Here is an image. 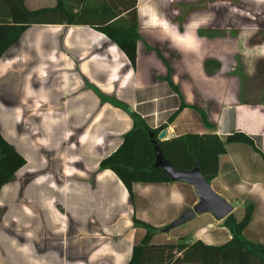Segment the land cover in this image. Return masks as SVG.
Returning <instances> with one entry per match:
<instances>
[{"label": "crops", "instance_id": "crops-1", "mask_svg": "<svg viewBox=\"0 0 264 264\" xmlns=\"http://www.w3.org/2000/svg\"><path fill=\"white\" fill-rule=\"evenodd\" d=\"M134 7V66L89 25L31 24L1 54L0 134L24 164L0 187V264H125L144 233L133 217L158 228L152 243L230 238L207 211L162 229L197 202L189 183L133 182L130 197L98 167L131 126L109 98L162 127V139L248 135L259 152L226 142L208 182L236 219L251 204L241 234L264 244V0H134ZM191 21H206L196 41Z\"/></svg>", "mask_w": 264, "mask_h": 264}, {"label": "trees", "instance_id": "trees-1", "mask_svg": "<svg viewBox=\"0 0 264 264\" xmlns=\"http://www.w3.org/2000/svg\"><path fill=\"white\" fill-rule=\"evenodd\" d=\"M55 23L92 26L114 42L134 66L135 42L139 38L134 0H55L52 6L35 8H27L24 0H0V56L28 25ZM109 99L130 115L131 126L116 148L98 161V167L112 171L130 197L133 182L171 181L162 167L153 164L154 146L175 169L189 170L196 164L207 181L217 174L218 156L225 151L226 142H244L258 151L252 139L239 131H232L223 138L213 131H189L159 139L157 132L162 127L150 128L127 105ZM197 110L203 126L212 128L205 113ZM23 164V156L0 134V187L11 180ZM251 208L250 203L245 205L239 219L231 212L222 218L231 236L218 245L204 244L199 239L189 242L186 236L174 242L152 243L150 238L158 228L133 217V223L142 226L144 233L131 246L125 264H264V244L249 241L241 234Z\"/></svg>", "mask_w": 264, "mask_h": 264}, {"label": "water", "instance_id": "water-1", "mask_svg": "<svg viewBox=\"0 0 264 264\" xmlns=\"http://www.w3.org/2000/svg\"><path fill=\"white\" fill-rule=\"evenodd\" d=\"M165 130L161 129L157 133V138L162 139ZM154 165L162 167L171 181H184L189 183L198 200L191 207L183 209L179 215L171 220L167 225L162 227L163 230H168L174 226L192 218L196 213L209 212L215 219H221L231 211V205L225 201L219 194H217L209 185V182L200 173L195 164L189 170H179L171 166L160 153L157 146L153 148Z\"/></svg>", "mask_w": 264, "mask_h": 264}, {"label": "rangeland", "instance_id": "rangeland-1", "mask_svg": "<svg viewBox=\"0 0 264 264\" xmlns=\"http://www.w3.org/2000/svg\"><path fill=\"white\" fill-rule=\"evenodd\" d=\"M34 2H32L31 0H25V5L28 7V8H33V7H36V6H38V4H43V3H49V2H53L54 0H33ZM133 227L134 228H138V227H140L139 225H137V224H135V223H133ZM165 226V225H164ZM138 229H141V227L140 228H138ZM156 232V231H155ZM159 234L161 233V232H158ZM143 235V233L141 234V236ZM154 233L152 234V236H151V238L153 239L154 238ZM156 235H158V234H156ZM140 236V237H141ZM140 238H139V236L137 237V240H139Z\"/></svg>", "mask_w": 264, "mask_h": 264}, {"label": "clouds", "instance_id": "clouds-1", "mask_svg": "<svg viewBox=\"0 0 264 264\" xmlns=\"http://www.w3.org/2000/svg\"><path fill=\"white\" fill-rule=\"evenodd\" d=\"M201 23H206V21H191L189 24V27L193 29V32L191 33L193 41H196L197 39H199L196 36V33L194 30L198 29L201 26Z\"/></svg>", "mask_w": 264, "mask_h": 264}]
</instances>
